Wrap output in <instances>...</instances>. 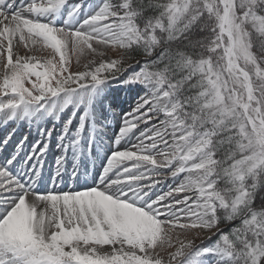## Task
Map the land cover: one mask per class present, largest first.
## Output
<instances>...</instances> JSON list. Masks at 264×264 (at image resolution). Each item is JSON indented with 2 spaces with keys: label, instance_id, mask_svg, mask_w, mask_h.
Wrapping results in <instances>:
<instances>
[{
  "label": "snow or ice",
  "instance_id": "obj_1",
  "mask_svg": "<svg viewBox=\"0 0 264 264\" xmlns=\"http://www.w3.org/2000/svg\"><path fill=\"white\" fill-rule=\"evenodd\" d=\"M0 264H264V0H0Z\"/></svg>",
  "mask_w": 264,
  "mask_h": 264
}]
</instances>
